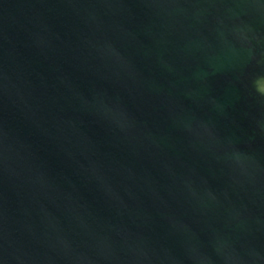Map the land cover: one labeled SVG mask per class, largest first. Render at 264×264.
Here are the masks:
<instances>
[{
    "label": "water",
    "instance_id": "1",
    "mask_svg": "<svg viewBox=\"0 0 264 264\" xmlns=\"http://www.w3.org/2000/svg\"><path fill=\"white\" fill-rule=\"evenodd\" d=\"M0 264H264V0H0Z\"/></svg>",
    "mask_w": 264,
    "mask_h": 264
}]
</instances>
